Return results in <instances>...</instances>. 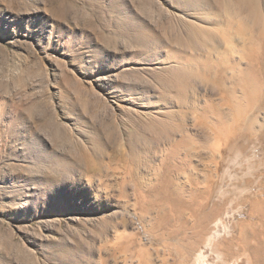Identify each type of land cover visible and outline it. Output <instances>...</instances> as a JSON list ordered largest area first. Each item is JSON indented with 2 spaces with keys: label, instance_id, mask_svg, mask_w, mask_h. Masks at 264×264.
I'll return each mask as SVG.
<instances>
[{
  "label": "rangeland",
  "instance_id": "obj_1",
  "mask_svg": "<svg viewBox=\"0 0 264 264\" xmlns=\"http://www.w3.org/2000/svg\"><path fill=\"white\" fill-rule=\"evenodd\" d=\"M251 32L264 0H0V264H254Z\"/></svg>",
  "mask_w": 264,
  "mask_h": 264
},
{
  "label": "bare ground",
  "instance_id": "obj_2",
  "mask_svg": "<svg viewBox=\"0 0 264 264\" xmlns=\"http://www.w3.org/2000/svg\"><path fill=\"white\" fill-rule=\"evenodd\" d=\"M244 21L242 22L241 29L239 31H237L243 35L246 33L248 34L249 31H251L249 29V27L247 26L248 22L244 23ZM252 32L250 33L251 35L249 36L250 37L249 38V41H250L249 51L251 52L250 54H252L251 55L252 57L250 58L251 61L249 59H247L250 61V70H251L250 72H251V74H250V76L247 75L246 77H244L242 79V87H243V95H244V99L242 101V109H240V107L238 105L235 106V108H234V112H235L234 114L237 116H242V138L245 139V141H244L245 143L251 139V136L256 134V133L254 134V131H253L254 127L253 126L256 124L257 120L252 121L249 119V114H250L251 110H253L254 107L260 105L259 111L260 112L264 111V76H263L264 75V34L258 38ZM242 74H243V72H242ZM244 101L246 102L245 106H243ZM177 144H179V143H177ZM243 147H244V145H242V148ZM172 155H174V154H172ZM206 176H207L206 180H209L208 173H206ZM260 203L257 202L255 208L260 213H262V215H263L262 221L264 222V203H262V202H260ZM245 230H247V232L246 231L244 233L242 232L243 237H244L243 243H244L245 247L247 248V247L251 246V244H250L251 242H249L248 234H247L249 231L246 228H245ZM254 238L256 239L255 243H254L255 248L253 247V250H255V252H256L254 264H264L263 263L264 262V236L256 235ZM250 249L251 248H248V250H250ZM144 264H149V262L145 261Z\"/></svg>",
  "mask_w": 264,
  "mask_h": 264
}]
</instances>
